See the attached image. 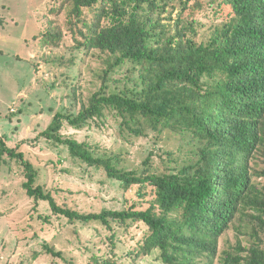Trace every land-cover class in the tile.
Wrapping results in <instances>:
<instances>
[{"label": "trees", "instance_id": "1", "mask_svg": "<svg viewBox=\"0 0 264 264\" xmlns=\"http://www.w3.org/2000/svg\"><path fill=\"white\" fill-rule=\"evenodd\" d=\"M66 1L73 31L83 24L78 45L110 55L104 80L112 68L132 69L123 88L120 79L116 89L105 83L77 113H56L42 135L125 191L137 186L144 201L99 212L60 205L37 184L38 170L20 146H8L0 134V157L22 166L26 194L47 201L69 222H99L110 230L113 222L142 223L147 233L136 254L158 250L163 264H264V0ZM209 10L211 34L199 39L208 24L199 14ZM106 112L120 119L126 138L154 132L156 143L179 141L189 153L182 158L160 147L128 170L118 155H97L88 143L61 133L65 122L82 128ZM232 228L244 232L248 244L238 240L219 251Z\"/></svg>", "mask_w": 264, "mask_h": 264}, {"label": "rangeland", "instance_id": "2", "mask_svg": "<svg viewBox=\"0 0 264 264\" xmlns=\"http://www.w3.org/2000/svg\"><path fill=\"white\" fill-rule=\"evenodd\" d=\"M69 8L66 0H0V134L8 146H20L38 170L37 184L51 191L60 205L99 212L143 202L137 186L125 191L102 170L72 157L66 145L42 135L56 113H77L82 102L88 103L105 83L116 89L115 80L120 79L118 87L123 88L132 69L129 64L112 68L105 81L110 55L78 45L84 41L78 31L83 24H76L73 31ZM86 13L85 20L91 21L93 12ZM212 16L210 10L199 14L208 23L199 39L211 34ZM61 133L88 143L97 155H118L120 167L128 170L140 168L145 157L156 155L160 147L182 158L189 153V148L179 149V141L156 143L154 132L124 137L120 119L112 112L82 128L65 122ZM24 174L17 161L7 154L0 157V264H93L94 255L101 261L112 258L115 264H163L158 250L136 254V246L147 233L142 223L127 227L113 222L110 230L99 222H69L54 214L47 201L26 194ZM238 240L248 244L244 232L230 229L219 251ZM46 244L62 256L47 253Z\"/></svg>", "mask_w": 264, "mask_h": 264}]
</instances>
